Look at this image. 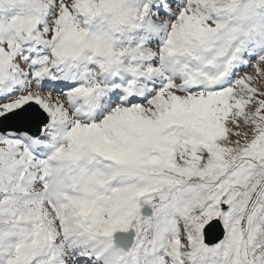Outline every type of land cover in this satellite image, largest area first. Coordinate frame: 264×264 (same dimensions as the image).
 Wrapping results in <instances>:
<instances>
[{
  "label": "snow or ice",
  "instance_id": "1",
  "mask_svg": "<svg viewBox=\"0 0 264 264\" xmlns=\"http://www.w3.org/2000/svg\"><path fill=\"white\" fill-rule=\"evenodd\" d=\"M0 264H264V0H0Z\"/></svg>",
  "mask_w": 264,
  "mask_h": 264
}]
</instances>
